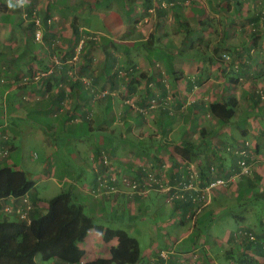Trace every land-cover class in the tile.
Wrapping results in <instances>:
<instances>
[{
	"label": "crops",
	"instance_id": "1",
	"mask_svg": "<svg viewBox=\"0 0 264 264\" xmlns=\"http://www.w3.org/2000/svg\"><path fill=\"white\" fill-rule=\"evenodd\" d=\"M104 1L95 2L92 10L82 8L81 15L86 18L91 14L94 26L79 21L82 38L75 48L74 57L69 60L74 65L78 62L75 68L89 74L63 81L59 87L55 80L51 90L47 82L43 84L45 79L32 81L37 73L45 71L41 65L36 61L20 59L21 45L0 42V134L6 137L4 146L9 150L8 156L0 161V166L17 168L22 159L18 156L16 140L23 138L43 142L46 138L42 133L48 135L49 129L63 146L75 142V150L79 153L89 151L93 175L92 178L84 177L85 181L80 186L79 191L84 197L93 194L99 199L103 198L101 196L112 198L120 211L126 213L129 210L130 219L135 221L139 218L148 220L147 215L157 219L154 225L158 230L155 233L161 235L153 239L156 246L151 244L138 264H194V260L202 257L197 254L198 251L204 254L205 264H235L233 258L220 261V252L217 251L225 249L231 240L239 242L240 238L234 237V231H238L236 227H244L241 221L225 215L226 210H233L232 205L228 207L224 204V200L228 199L226 194L234 195V191L220 194L217 206L209 204L208 198L191 202V205L181 200H191L194 192L189 189L190 186L210 181V168L212 170L213 166L224 165L225 172L230 173L234 152L229 153L226 148L233 146L242 150L247 140L252 146L251 151H255L252 152L257 161L251 176L247 175L246 179L249 186L256 189V196L264 200V100L259 102L256 96L261 92L264 97V19L256 24L259 30L253 45L244 41L233 42L236 36L247 30L244 23L251 26L250 16L245 14L249 6L254 8V12L260 10L264 16V5L256 6L258 3L254 0H206V4L202 5L200 0H153L151 9L146 10L145 0H109L116 7L110 4L108 9L120 14L112 16V12L108 15L98 12L104 9ZM78 2L88 5L84 0ZM190 2L192 4L187 9L191 13L184 8ZM73 6L78 8L67 0L65 9L73 13L76 10ZM98 15L104 16L106 24L110 22V16L125 20L124 23L119 21L114 24L113 19L111 21L113 28L120 25L126 30H111L106 24L107 31L97 30L95 23ZM62 17L65 22L70 20ZM54 30L61 36L60 30ZM40 32L44 36V30L40 29ZM68 33L65 34L68 36ZM73 33L74 30L66 39L65 52L75 43ZM92 33L101 36L90 37ZM116 34L122 35L123 39L117 40ZM215 35L221 37L212 40ZM194 36L199 41H193ZM93 40L95 42L91 43ZM202 40L204 43L200 45ZM7 47L12 51L8 54L13 60L6 58ZM82 48L85 49L82 51ZM95 52L102 54L100 60L94 56ZM186 53L188 55H184ZM224 55L230 56L231 60H226ZM29 63L34 66V76L26 70ZM48 64L49 67H56L54 61ZM231 69L234 72L231 73ZM117 70H122V75L129 74L125 78L119 74L122 78L118 80L114 76ZM6 72L9 76L5 75ZM28 78L30 82L24 83ZM77 78L82 80L83 85L75 87ZM256 83L259 85L256 86ZM227 97L236 98L238 106L233 120L221 125L207 108L211 103ZM154 99L158 102L156 108H152ZM167 99L170 101L165 104ZM165 110H169L170 114ZM81 125L84 127L80 135H73ZM203 130L206 138L201 136ZM89 132L95 133L90 137L93 142L86 140ZM218 135L226 138L225 142L216 138ZM47 142L52 145L49 139ZM186 142L201 148L196 163L187 162L175 152L176 146ZM135 143H144L148 152L138 151ZM257 147L261 148L259 152H256ZM51 152L46 150L48 161ZM82 160L85 162V159ZM56 172L57 169L53 168L48 180L62 187ZM80 176L84 174L81 172ZM113 177L116 182L111 181ZM180 177L184 178L185 188L176 183ZM124 178L131 184H137L138 188L125 184ZM62 181L67 182L68 178L65 176ZM34 182V189L27 195L0 201V219H21L18 211H22L26 220L31 221L47 212L51 199L46 202V199L34 196L37 181ZM112 186L115 191H112ZM243 188L244 184L237 186L238 192L233 198L238 206ZM159 199L161 203L154 204ZM149 200L153 204L151 209L145 204ZM84 202L89 203L90 200ZM81 205L85 208L84 204ZM97 205L99 208L95 210L102 212L101 203ZM7 207L13 210L12 213L5 211ZM207 211L209 216L205 218L203 214ZM128 224L130 230L135 231L132 223ZM218 227L224 230L221 232ZM150 230L152 232L155 227ZM117 243V239L106 243L103 234L90 230L80 244L86 251L84 262L109 258L111 248ZM157 246L164 247L157 250ZM237 247L227 248L224 256H230ZM162 251H168L167 259L160 256ZM248 253L259 261L255 249ZM35 261L39 264L38 257Z\"/></svg>",
	"mask_w": 264,
	"mask_h": 264
},
{
	"label": "trees",
	"instance_id": "2",
	"mask_svg": "<svg viewBox=\"0 0 264 264\" xmlns=\"http://www.w3.org/2000/svg\"><path fill=\"white\" fill-rule=\"evenodd\" d=\"M254 1L259 4H256V6L262 7L261 5H264V0ZM152 3L153 0H145L146 10L151 9L153 5ZM4 5L9 8L7 4ZM73 7L76 8V6ZM178 7L175 9H178ZM26 10L27 17L17 18L18 20L15 22L19 27L24 28L22 33L24 40L21 43L22 46L20 48L19 58L24 59L25 55L29 53L30 56L28 57L27 62L29 60V62L36 61L39 63L42 69L45 70L41 72H48L52 67H49L47 59L41 57V55L58 51L62 47L57 43L54 44L55 40H57L58 37L60 38V35L54 30L55 26L52 24L54 16L51 11L57 10L65 13V17L72 21V27L74 30L73 42L75 43L72 44L68 50L66 49L64 57H59L60 63L56 65L53 72L41 77L39 81L45 79L43 84L47 82V87L49 86L48 89L51 90L55 85L54 82H52L53 80L56 81L57 86L59 87L60 83L63 81H72V78H76L77 76L81 78V75H88L89 72H85L82 69L78 70L75 68L76 66L73 63H69V60H71L75 55V48L79 43L80 38H82L79 21L80 19H84L83 16L80 13L75 12L76 10L72 13V11H69L70 9H65V0L51 1V4L46 8L43 15H37V12L33 11V9L29 7L26 8ZM256 11L251 12L252 16H250L253 33L257 28L256 24L258 23V20L264 19L260 10L256 9ZM68 12L72 13V17L67 15ZM1 19L2 18L0 17V20ZM37 20H40V25H37ZM85 21L89 24V26H94L92 25L93 19L91 18V14L85 18ZM40 29L41 31L42 29L44 30V42L43 40L42 42L36 40L37 31ZM255 41L256 39L254 40V43ZM90 42L94 43L95 41L93 40ZM151 43L152 42H148V44ZM83 49L85 48H82L81 50L83 51ZM9 55L10 54L7 52L6 58L13 60V58ZM27 65L29 74L34 76L35 73H32L33 70H35L34 66L30 63ZM121 73L122 70H117L114 76L119 80L122 78H119V74L122 75ZM175 73L173 72V74ZM128 74L122 76L125 78ZM5 75L9 76L7 72ZM48 77H50V79ZM79 84L83 85V82L81 79L77 78L75 81V87H78ZM85 85L87 84L85 83ZM59 96L61 98V94ZM256 96L259 102L261 99L264 100V98H262L263 94L261 95L258 92ZM169 101L170 100L167 99L165 104H168ZM157 105L158 102L154 99L152 108H156ZM237 106L238 101L236 98L227 97L220 102L211 103L207 109L221 125H225L235 117ZM165 112L170 114L169 110H165ZM201 135L203 138H206L207 136L204 130L201 132ZM247 144H249L248 140L244 142L241 149L247 150ZM259 147H257L256 152L261 150ZM200 150V147H197L194 143L190 142H186L175 147V152L179 156L187 162L194 163H196L199 159ZM237 150L240 149H236L233 146L226 148L227 152L235 153L231 156L233 167L230 173L225 172L224 165L213 166L212 170L210 168V174L213 177L211 176V179H209L210 181L208 182L200 183V186L198 187H200V189L204 188L209 185L211 181L218 178H224L226 180L234 178V180L238 181L246 178V176L240 175L241 167L239 163L243 157L239 155V151L236 153ZM145 152H148L147 149ZM246 160L250 161V158L246 157ZM199 170L201 169L199 168ZM177 180L178 181L176 183L182 185L181 188H185L187 186L184 178L182 179L180 177V179L178 178ZM35 185L36 183L29 179L24 171L17 170L13 166H0V201L7 198L23 197L33 190ZM245 188L254 190L252 186H249V183L248 187ZM196 196L197 194L194 193V195L191 196L190 201L183 199L181 201L185 204H190L191 202L194 203L193 197ZM241 197L242 195L240 194L239 198ZM177 199H179V196ZM228 215L230 216L231 214L229 213ZM92 229H95L99 233L103 234L104 241L106 243H109L114 239H117L118 243L115 247L111 248L109 258H97L84 262L86 251L80 247V244L85 241L89 231ZM245 232L246 230H240L239 234L243 235ZM248 239L244 237L241 242L242 244L239 245L236 250H233L232 253L229 254L230 256L227 257L235 259V264H264V243L256 241L255 239L253 240L250 236ZM244 243H246V245H244ZM254 249L260 259H262L261 263L259 261H255L254 258L249 255L248 252L253 251ZM239 252L242 253L237 255ZM38 256L41 257L43 262L54 260L58 264H138L142 258L141 247L137 238L131 236L125 230L105 228L104 226L98 225L95 223L94 217L86 213L84 206L75 203L73 195L70 192L65 191L61 192L48 202V210L45 214H39L31 221L26 219H12L9 217L0 219V264H35V259Z\"/></svg>",
	"mask_w": 264,
	"mask_h": 264
},
{
	"label": "rangeland",
	"instance_id": "3",
	"mask_svg": "<svg viewBox=\"0 0 264 264\" xmlns=\"http://www.w3.org/2000/svg\"><path fill=\"white\" fill-rule=\"evenodd\" d=\"M51 1L54 0H28V3L22 7V8H7L5 7L4 4L8 5V0H0V17L2 18L0 22V42H4L6 44H16V46L21 45L22 46V42L24 40L22 33L24 28L19 27L15 22L16 20H18L17 18H26L27 17V10L26 8H31L33 9V11L35 10L37 12V15H43L45 13L46 8L51 4ZM86 2H88L87 4L84 5H80L78 0H69V3L71 5H77L78 8H76L75 12H78L80 14L83 13L82 8L83 7H88V9L90 8L91 10L94 8L95 6V2L98 1V3H101L104 0H84ZM116 1H120L121 0H116ZM136 2H143V0H135ZM195 1V0H194ZM193 1V3H194ZM12 3L15 4L16 0H12ZM67 3V0H65V4ZM116 4V2H114ZM197 3V2H196ZM199 3V2H198ZM110 1L109 0H105L102 3V7L104 8L103 10H98V12L104 14V15H108L109 13H111L112 9H108V6H110ZM123 4V3H122ZM186 11L190 12V8L191 6V2L190 3H186ZM200 4H206V0H200ZM111 6H115L113 5V3L111 4ZM124 6V4H123ZM189 6V7H188ZM118 9L120 10V7L117 5ZM121 11V10H120ZM97 12V13H98ZM138 12V11H137ZM251 12H254V8L252 9L251 5L249 6V9L245 11V14L247 16H251ZM52 15L57 18L52 20V24H54L55 28L61 31V36L60 38L58 37L57 40H55L54 44L57 43L58 45L62 46L60 50L55 51V52H51L50 54H42V57L47 59L48 63H51L52 61H54V57H56L58 60L59 57H64L65 56V43H66V39L70 37L71 33L73 32V27H72V21L69 20L68 22H65V20H62V16H65V13H62L60 11L57 10H52L51 11ZM114 16L115 14H118L120 16L119 13L117 12H112ZM70 17H72V13L68 12V14ZM68 16V17H69ZM69 17V18H70ZM82 18V17H81ZM97 22L95 23V28L98 29H102L101 31H107V28H112L111 30H116V29H124V27L116 26L113 28V24L115 23H119L120 19L116 18V17H108L110 19L111 24L109 23H105L106 19L104 18V16L98 15L97 16ZM138 17L135 18V20L133 21V24H135L136 20ZM113 19V24H112V20ZM57 20V21H56ZM94 20V19H93ZM80 21H83V23L87 24V22L85 21V17L84 19H80ZM95 21V20H94ZM123 21V22H122ZM125 20H122L120 22L124 23ZM104 24H106V26H104ZM26 25V24H25ZM89 25V24H87ZM144 25H146L144 23ZM244 27L247 30H244L243 33L239 34L238 36H236V38L233 40V42H250L252 45L254 44V39L256 38V34L258 33V28H256V30L253 33V28L252 25L249 27V23H244L243 24ZM26 27V26H25ZM102 27V28H101ZM68 33L65 34L66 32ZM93 35H90V37H99L101 36V34L99 33H92ZM116 39L117 40H121L123 39L122 35L116 34ZM217 37H221V35H215L212 37V40L216 39ZM194 38L193 41L198 40V38L196 36L192 37ZM205 38V37H204ZM44 42L43 36H41L40 41ZM58 41V42H57ZM199 41V40H198ZM198 41H196L198 43ZM204 43V40H202V42L200 41V45H202ZM57 49V48H56ZM7 52H11V49H8L7 47ZM92 54V53H91ZM90 55V53H89ZM184 55H188V53L184 54ZM30 56L29 53H27L25 55V58L23 60H27L28 57ZM96 58L98 60L99 57L102 56L101 53L95 52ZM84 57V56H83ZM230 57V56H229ZM76 60V59H75ZM74 60V62H76ZM231 60V57H230ZM78 62L75 64V66L77 67ZM28 68H26L27 70ZM231 73L234 72L233 69H231L230 71ZM86 81V80H85ZM258 83H256L255 85H257ZM104 92H102L103 94ZM261 95L263 93L259 92ZM83 125H81L78 128V132H74L72 133L73 135H80L81 130L83 129ZM47 133H42L43 136H45L46 141L43 142H31V140H27V139H23V138H18L15 142L16 147L19 149L18 150V156L21 157L22 160L21 163L17 166L16 169L19 170H23L27 173V176L29 177V179L33 180V181H37V186L36 189L34 190L33 194L34 196L37 195L40 199H46V202L49 201V199H52L54 197H56L58 194H60L61 192L65 191V192H70L73 195V199L75 201V203L77 204H84L85 205V211L86 213H88L89 215H91L92 217H94L95 223H102L103 225H106L107 227H111L113 229H123L126 230L130 233L131 236L135 237L138 239L139 243H140V247H141V254L144 255L146 250L148 249V247L153 244V247L156 246L155 243H153V239L156 240V237H158L159 235H161L159 232H157V234L155 233V231L158 230L157 226L154 225L157 223V219H152L151 216L147 215V219L148 220H143L142 218L137 219L136 221L133 219H130L129 217V210L124 213L122 211H120V208L118 206L115 205L114 203V199L112 198H104L105 196H101L102 199L96 198L95 195L90 194L87 195L88 197H84L79 189L81 188L80 186L84 183L85 178L84 177H88V178H92V172H91V165H90V153L87 150H83L82 153H79L77 150H75V142L68 144L67 146H63L60 142V140L57 138V135L54 137L52 135L53 132H51L49 129H47ZM92 134H95L94 132L91 133L89 132V138H86V140H90L91 142H93V139L90 138L92 136ZM198 136L200 137V134L197 133ZM242 134V132H241ZM41 135V132H40ZM238 135V134H237ZM202 136V135H201ZM243 136V135H242ZM216 138H219V140H222L221 142H225L226 138H222L219 135L216 136ZM47 139H49L51 141L52 145H49L47 142ZM89 141V142H90ZM136 144V143H135ZM48 145V148H47ZM251 144L249 145V148H251ZM136 148L138 151L140 152H145L146 151V147L144 143H138L136 144ZM46 150H51V158L48 161L47 159V154H46ZM81 150V149H80ZM263 150V148H262ZM221 151V150H218ZM82 159H85V162H83ZM47 168V171L46 169ZM54 168L57 169L56 172V177L57 180L62 183V187L58 186L56 183H54L53 180H48L49 177H51V175L49 174V172L52 171V169ZM49 171V172H48ZM81 172L84 174V176H80ZM67 177L68 181L67 182H63L62 178L63 177ZM234 180V179H233ZM241 184H244L245 187H248V182L246 178L241 179L240 181L238 180H234L233 182H231V184H229L227 187H220L215 189L214 191L210 192V196L208 197V202L209 204H215L219 203L218 202V198L219 200L221 199L220 194L222 193H226L227 191H234V193L236 194L237 191V186H240ZM234 187H233V186ZM233 187V188H232ZM254 191H256V189H251L249 190V188H243L242 190V197L238 200L239 206L237 204H235V200L233 201V198H236L235 194H231L228 193L226 194L228 196L227 200H224V204L227 205L228 207L230 205L233 206V210L232 211H227L225 212V215L228 213L231 214V216H233L235 219H237V221H241L242 225L244 227H240L237 232L234 231V237L237 239V237L239 236L240 240L238 241H233L231 240V242H229V244H227V247L223 250H217L218 252H220L219 258L220 261H226L227 259H229L228 257L226 258V256H224L225 254V250L227 248H232L234 249V247H237L239 245H241L243 238L245 237L246 239L249 238L250 235H253L255 237L256 241H261L264 243V225H262V222L264 221V200L263 199H259L256 194L254 193ZM259 191V189L257 190ZM240 193V192H239ZM252 196V197H251ZM90 200L89 203H85V200ZM215 199V200H214ZM158 202L161 203L160 199L156 201V205H158ZM98 203H101V211L102 212H97L95 209L99 208L97 207ZM145 204L148 205V207L150 208V206H152V202L149 200L148 202H145ZM152 204V205H151ZM144 205V202H143ZM145 206V205H144ZM151 209V208H150ZM140 213V212H137ZM219 215V213L217 214ZM123 216L124 219H120V217ZM203 216L205 218H207L209 216V211L205 212L203 214ZM204 218V219H205ZM260 219L262 220L260 222ZM159 221V220H158ZM128 223H132L131 225L135 227V231H131L130 230V226ZM151 227H155V230H153L151 232ZM244 228V229H242ZM219 231H223L224 228H219ZM217 229V230H218ZM246 230V232L243 235H240L239 232L240 230ZM203 231V230H202ZM236 233V235H235ZM232 235V234H231ZM248 237V238H247ZM249 240V239H248ZM158 245V244H157ZM244 245H246V243H244ZM159 247H164V246H157L155 249H159ZM197 254H200L202 257H200V260H194V264H205L207 262H205L204 259V254L201 251H198ZM92 257V256H91ZM195 259V258H194ZM224 259V260H222ZM38 262L39 264H55L56 262L54 260L49 261V262H43L41 257L38 256ZM259 262H262V259H258ZM213 264H216L215 262H213Z\"/></svg>",
	"mask_w": 264,
	"mask_h": 264
},
{
	"label": "built area",
	"instance_id": "4",
	"mask_svg": "<svg viewBox=\"0 0 264 264\" xmlns=\"http://www.w3.org/2000/svg\"><path fill=\"white\" fill-rule=\"evenodd\" d=\"M37 25H40V20H37ZM41 36L42 35H41L40 30H39V32H37V34H36V39L40 40ZM80 50H79V52H80ZM224 57L226 58V60L230 59L229 56L224 55ZM75 59H77V57ZM54 62H55V65H58L60 63V60H58L56 57H54ZM54 69H55V67H51V69L48 72H39V73H37L36 76H34L32 78V81H39L41 79V77L52 73ZM30 80L31 79H29V78L25 79L24 83H28V82H30ZM262 98H264V97H262ZM6 140H7L6 137L3 136L2 134H0V161H2V159H5L8 156V154H9V150L4 146V142ZM247 145L249 147V144H247ZM237 152L239 153L240 156L243 157L241 159L240 163H239V165L241 167L240 175H242V176L250 175L251 171L253 170L254 164L257 161V157L254 156V153L251 151L250 148H248L247 150H237L236 153ZM246 157L250 158V161H247ZM233 179L226 180L224 178H218V179H215V180L211 181L209 185H207V186H205L204 188H201V189L198 186H190L189 189L197 194L196 197H193V201L194 202H198V201L207 199L210 196V192H212L215 189L220 188V187H222V188L223 187H227L231 182L234 181ZM111 181L112 182H116V178L113 177L111 179ZM123 181L127 185H132L133 189H137L138 188L137 184H131V182L127 178H124ZM111 189H112V191H115L113 186H112ZM174 196H176V195H174ZM5 211L7 213H12L13 210L10 207H7L5 209ZM18 213L21 215V219H26V214L24 212L18 211ZM250 238L253 239V240L255 239V237L253 235H250ZM160 256L163 259H167L169 257V253H168V251H162L160 253Z\"/></svg>",
	"mask_w": 264,
	"mask_h": 264
},
{
	"label": "clouds",
	"instance_id": "5",
	"mask_svg": "<svg viewBox=\"0 0 264 264\" xmlns=\"http://www.w3.org/2000/svg\"><path fill=\"white\" fill-rule=\"evenodd\" d=\"M28 3V0H16V3L13 4L12 0H8V7L9 8H22Z\"/></svg>",
	"mask_w": 264,
	"mask_h": 264
}]
</instances>
